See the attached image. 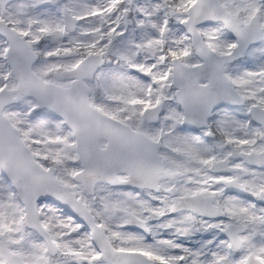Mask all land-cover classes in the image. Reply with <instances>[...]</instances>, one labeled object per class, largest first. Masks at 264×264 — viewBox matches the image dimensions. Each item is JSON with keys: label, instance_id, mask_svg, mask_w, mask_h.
<instances>
[{"label": "snow or ice", "instance_id": "obj_1", "mask_svg": "<svg viewBox=\"0 0 264 264\" xmlns=\"http://www.w3.org/2000/svg\"><path fill=\"white\" fill-rule=\"evenodd\" d=\"M0 264H264V0H0Z\"/></svg>", "mask_w": 264, "mask_h": 264}]
</instances>
